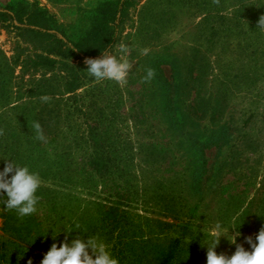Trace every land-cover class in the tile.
Listing matches in <instances>:
<instances>
[{
    "label": "rangeland",
    "instance_id": "374dc122",
    "mask_svg": "<svg viewBox=\"0 0 264 264\" xmlns=\"http://www.w3.org/2000/svg\"><path fill=\"white\" fill-rule=\"evenodd\" d=\"M26 1L70 33L104 0ZM263 2L136 0L109 52L119 59L124 55L120 45L129 49L124 58L133 68L125 85L97 81L84 62L69 61L82 80L70 94L63 92L65 76L59 69L19 77L15 67L14 82L21 89H13L8 104L0 106V141L6 150L0 152V171L6 160L29 164L42 183L32 215L20 218L0 203V264H27L29 259L40 264L52 243L63 242L65 231H73L69 242L77 232L98 236L119 264H207L216 223L225 230L217 254L231 256L237 244L251 251L245 238L258 243L255 237L264 227V40L257 35L262 34L258 24L249 20L262 14ZM237 7L238 21L220 24L226 37L206 51L205 62L197 68L201 79L194 91L175 96L192 49L208 45L202 32L211 23L202 16L220 12L228 18ZM246 41L257 44L260 53H241ZM0 55L7 63L12 56L10 39L1 27ZM148 68L156 74L145 83ZM41 79L55 93L47 103L27 97L29 81ZM178 99L187 108L176 104ZM26 110L39 119L45 136L40 142L47 144L43 155L30 156L32 161L26 158L31 139V130L23 125ZM192 124L196 127L188 130ZM202 131L226 135L220 152L205 151L209 164L215 166L230 153L237 158L225 176L214 179L215 184L223 179L233 186L232 202L225 206L215 188L202 194L188 188L191 176L178 164V146L173 148L177 164L172 169L167 154L151 153L150 143H182ZM90 140L102 148L106 171L100 178L82 167ZM146 156L155 163H144ZM250 200V210L240 217ZM242 222L246 227L232 244L229 240Z\"/></svg>",
    "mask_w": 264,
    "mask_h": 264
},
{
    "label": "trees",
    "instance_id": "16d2710c",
    "mask_svg": "<svg viewBox=\"0 0 264 264\" xmlns=\"http://www.w3.org/2000/svg\"><path fill=\"white\" fill-rule=\"evenodd\" d=\"M135 4L136 0L99 1L93 7L90 14L85 17V23L72 32L67 33L56 25L51 16L43 12L33 2L29 3L26 0H0V27L10 39L12 50V56L8 63L0 55V106L8 104L13 89L17 91L21 89V86H17L14 82L17 78L13 75L15 67L19 68V77L24 75L31 76L38 71L59 69L65 76L63 92L73 94L82 86V80L78 73L68 66L67 62H84L85 59L89 58H102L103 51L110 52L117 41L121 27L126 21L129 11ZM212 4L215 5L214 3ZM262 7L263 12L260 14L261 16L264 15V2ZM237 8L238 10L233 11L232 15L228 18L219 14L220 12L202 16V21L208 22L209 20L211 23L202 32V37L208 45L205 49L201 46L192 49L185 65L184 78L181 80L179 88L173 91L175 96L182 95V97H187L191 91H194L195 84L197 85V82L201 79V72L197 68H200L205 62L206 51L212 50L218 39L226 37L224 31L218 27L224 21H238L236 17H238L237 14L241 7ZM260 15L256 16V21L252 15V18H250L252 20H249V23L254 22L258 24ZM214 22L217 23L216 26L212 25ZM261 33L257 35L260 36L261 40H264V30ZM239 51L247 56H255L260 53V48L257 44L246 41ZM197 62L200 64L196 65ZM193 73L195 74L192 75ZM29 82L30 86L27 93V97L29 98L41 100V96L47 95L52 97L55 94L53 88H50L43 79ZM176 102L179 106L187 108L184 101L182 102L181 100L180 102L178 99ZM182 116L183 120L187 119V114L185 115L184 110ZM23 122L24 127H28L31 130V139L26 142V155H28L26 158L32 161L30 156L35 153L38 156L43 155L46 152L45 146L47 144L36 139L35 130L32 128L33 122H39V119L26 110L23 112ZM193 126L196 127L192 124L188 130H194ZM91 135L92 132L89 134V137ZM225 136L222 132L214 134L212 131H202L192 136H187V139L182 143L177 141L173 144L169 140L165 144L150 143V148L152 149L151 153L160 152L161 154H167L170 159L167 162L170 161L168 165L172 169L177 164L175 163L176 154L173 148L178 146L179 150L177 151L180 153L178 164L191 176V183L188 185V188L201 194L215 188L218 201L225 206L232 202L233 186L223 179L220 182L218 180L215 184L214 179L217 176H225L228 168L230 169L231 167V163L237 160V158L230 153L226 157L221 158V160H218L216 165L213 166L207 162L208 159L205 155V151L211 148L215 152H220ZM1 143L0 141V152H4L6 151L5 145ZM101 149L100 143L90 140L87 143L88 152L82 161L84 171H88V173L98 178L102 177L106 171ZM148 158L146 156L143 162L155 163L152 161L153 158ZM26 167L30 168L31 166L27 164ZM252 201L248 202L240 217L247 215ZM244 227L246 225L242 222L236 229L237 231H241V229L244 230Z\"/></svg>",
    "mask_w": 264,
    "mask_h": 264
},
{
    "label": "clouds",
    "instance_id": "9594fccd",
    "mask_svg": "<svg viewBox=\"0 0 264 264\" xmlns=\"http://www.w3.org/2000/svg\"><path fill=\"white\" fill-rule=\"evenodd\" d=\"M213 3L219 5L220 0H213ZM257 27L264 30V15L260 16ZM128 50L126 45L121 44L119 51L124 55L119 59L111 55L109 51H103L102 58L85 59L84 63L88 66L87 72L97 81L112 80L117 84L125 85L127 76L133 68V64L124 58ZM144 51L146 53L147 50ZM155 74L154 69H146L142 82H150ZM40 99L47 103L52 98L44 95ZM32 128L35 130L36 139L44 141L45 136L40 123L33 122ZM0 135H3V130H0ZM10 173L12 175L9 178ZM41 183L38 173L30 172L28 167L6 160L3 171H0V203L8 211L15 210L20 218L32 215L37 211L39 197L36 192ZM224 231L220 223L215 224L211 232L213 239L207 246V264H264V227L255 237L258 243L254 242L251 236L245 238L251 246V251L237 244L231 256L217 254L215 251L220 237L224 236L222 234ZM72 232L65 231V238L59 246L57 243H52L50 249L43 255L40 264H119V259L112 254L110 246L98 236H83L77 232V235L69 242ZM57 235H53V240H56ZM239 235V231H236L232 239L228 240L236 244V237ZM27 264H33V261L29 259Z\"/></svg>",
    "mask_w": 264,
    "mask_h": 264
}]
</instances>
